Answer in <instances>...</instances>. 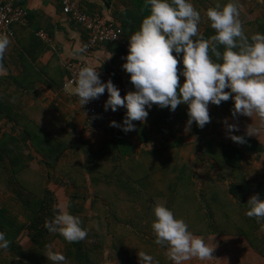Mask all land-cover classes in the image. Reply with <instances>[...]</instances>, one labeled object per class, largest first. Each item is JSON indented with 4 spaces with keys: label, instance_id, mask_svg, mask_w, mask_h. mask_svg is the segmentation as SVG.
Returning <instances> with one entry per match:
<instances>
[{
    "label": "crops",
    "instance_id": "0c3cea01",
    "mask_svg": "<svg viewBox=\"0 0 264 264\" xmlns=\"http://www.w3.org/2000/svg\"><path fill=\"white\" fill-rule=\"evenodd\" d=\"M237 1L239 12L246 11L247 14H239L241 24L252 21L264 9V0ZM81 2L88 14H101L118 24L119 13L122 19L136 13L129 0ZM20 3L27 10V23L12 25L11 43L3 61L8 74L0 76V84L10 85L22 93V104L16 111L25 119L30 131L53 134L65 141L66 149L58 166H66L69 174L68 177L59 175L61 183L53 184L55 178L48 179L45 164L37 162L29 152L26 157L30 166L21 175V180L35 193L45 187L53 191L58 205L67 204V210L78 216L82 227L87 230V237L79 242L69 243L56 237L50 244L53 250L62 252L69 264H139L140 251L152 255L159 264H173L166 254L167 248L155 243L156 236L151 227L155 219L153 209L156 204H163L175 215L177 211L173 209L175 205H182V201L184 207L178 211L182 213L180 218L187 224L195 222L198 227L192 232L215 248L210 260L193 259L185 264H264V257L235 229H211L206 218L197 221L196 217L189 219L183 215L194 211L196 214L199 209L206 213L207 205L220 212V207L228 200L213 203L210 195V199L200 206L193 192L178 184L185 167L192 165L195 173L200 172L201 162L196 154L207 149L209 138L213 142L215 137L216 141L220 133L222 138L232 140L230 135L235 134L245 136L246 142L238 143L242 147H247L249 141L254 143L255 135H246V129L250 124L256 128L251 121L255 116L243 124L240 115L235 119L224 116L222 106L209 103L212 120L203 128L195 122L189 127L186 103L177 106L175 111L154 104L148 110L146 121L133 122V131L124 132L111 125L93 130L75 97L74 87L63 88L66 78L64 61L82 59L88 66L110 70L116 45L103 43L89 54L84 52L73 56L75 48L84 45L86 31L62 12L61 0H20ZM122 8L126 11L122 12ZM40 31L47 33L50 41L41 38ZM199 32L204 39H210L206 29L199 28ZM109 55L111 58L107 59ZM182 67L179 63L178 68ZM111 72L126 83L129 91L135 90L126 70L118 68ZM184 79L180 77V84ZM125 115L126 110L116 122L122 125ZM225 121L237 124L238 131L229 133ZM2 128L0 125V131ZM9 128L7 125L6 129ZM16 130L19 128L13 132ZM164 165H167L166 169H159ZM64 181L68 184L66 189ZM5 193L10 194L3 188L0 198ZM12 200H8V204ZM233 205L231 201L230 207L234 208ZM8 239L11 243L7 251L0 253V264H52L46 257L47 252L39 255L38 263L31 261L30 256L22 255L21 250L26 251L32 245L24 232L15 238L9 235Z\"/></svg>",
    "mask_w": 264,
    "mask_h": 264
},
{
    "label": "clouds",
    "instance_id": "9594fccd",
    "mask_svg": "<svg viewBox=\"0 0 264 264\" xmlns=\"http://www.w3.org/2000/svg\"><path fill=\"white\" fill-rule=\"evenodd\" d=\"M145 4L149 6V14L143 18L139 30L130 36L122 65L130 74L135 90L122 97L111 80L102 82L95 67L85 66L79 71L74 88L80 105L98 99L107 90L105 111L126 109L122 125L115 120L110 122L124 132L135 130L134 121H146L148 110L154 104L175 111L177 106L186 103L187 125L190 127L195 122L203 128L211 121L209 103L220 105L230 98L234 101L233 117L255 116L264 122V34L256 33L250 39L245 35L237 0L207 9L206 15L216 33L210 39H204L199 32L201 14L191 0H145ZM10 43L9 35L0 33V76L8 74L3 61ZM221 45L223 52L219 50ZM86 50V44L77 46L72 55ZM106 58L110 59L111 55ZM179 63L182 68H178ZM181 76L185 78L182 84ZM224 123L229 133L238 131L237 124ZM256 133L257 129L250 124L246 135ZM230 139L241 144L246 142L242 135L232 134ZM247 203L245 214L256 218L258 223L264 221V199L253 195ZM67 209V204H59L45 227L49 232L59 233L69 243L84 240L87 230L82 227L80 218ZM153 213L155 219L151 227L155 243L167 248L166 254L173 264H185L193 259L203 262L214 257L215 248L190 231L187 223L168 207L158 203ZM261 230L264 231V223ZM10 243L5 232L0 231V250H7ZM46 257L52 264H69L66 256L53 250L52 245L48 246ZM138 257L139 264H159L144 251H140Z\"/></svg>",
    "mask_w": 264,
    "mask_h": 264
},
{
    "label": "trees",
    "instance_id": "16d2710c",
    "mask_svg": "<svg viewBox=\"0 0 264 264\" xmlns=\"http://www.w3.org/2000/svg\"><path fill=\"white\" fill-rule=\"evenodd\" d=\"M191 2L201 14L198 28L206 29L208 38L215 35V29L211 27L206 15L207 9L217 5L223 7L228 0H193ZM129 3L131 9H135L136 13L127 19L120 18L121 14L119 13L117 15L119 24L110 18L115 22L116 27L123 32V35L127 37L139 30L143 18L150 11L149 6L145 4V0H129ZM242 27L249 39L256 33L264 34V9L260 10L252 21L242 24ZM107 44L113 45L112 43ZM114 50H118L117 45ZM219 50L223 52L222 45L219 46ZM212 58L215 60L214 56ZM113 72L115 73V71ZM114 73L112 75L116 76ZM21 96L22 93L15 90L12 86L0 84V125L3 127L0 131V191L4 188L5 191L10 193H5L0 198V231L5 232L7 239L9 235L15 238L21 231L27 234L32 241V245L26 251L21 250V253L22 255L30 256L32 258L31 261L38 263L39 255L47 252L51 242L56 237H63L59 233L49 232L45 227L46 221H50L56 214L58 201L54 192L45 187L42 191L35 193L36 191L34 192L32 188L26 186L21 180V175L30 166L26 157L27 153H32L36 157L37 162L45 164L48 169L46 176L49 180L55 178V182L52 181L55 185L56 183H61L59 175L63 174L68 177L69 174L66 171V166H64L65 168L61 166L62 169L58 166V160L66 149L65 141L56 138L53 134L32 132L28 129L25 119L20 117L21 114L16 111L17 107L22 104ZM223 102L228 103L229 100ZM222 113L224 116L228 115L233 119L237 118L232 115L231 105H228L226 110H222ZM87 122L90 128L98 130L95 128L94 122L88 117ZM7 125H10L8 130L6 129ZM15 128H19V134L13 132ZM218 137L219 139L215 141L218 149L215 148L216 143L209 138L207 149L203 148L199 151V159L202 164H200L201 170L199 173H195V170L193 171L192 165L185 167L184 174L179 181V187L183 184V186H187L185 187L186 189H189L190 183L196 187L200 182L203 183L204 188L208 187L210 191L211 188L218 185L214 178H221L224 173H228L231 178L228 179L227 197L232 201L233 206L237 205L238 207L240 203L247 204L248 199L246 197L249 195H257L264 199V176H253L251 174L249 165L252 164H250L248 159L251 154L250 150L247 147L240 146L237 142L222 138L220 133ZM259 151L261 150H258L260 156L256 159L264 161L261 157L263 150L261 153ZM203 159L207 161L203 162ZM84 166L86 167V165ZM64 186L65 189L68 187L67 181H64ZM182 188L185 189L184 187ZM212 193L214 194L215 192L212 191ZM192 194L195 196L196 193L193 192ZM210 195L212 194L208 195L209 199ZM214 197L217 201L221 200L217 199L215 194ZM10 199H13L12 203L8 204ZM18 206H21V208H18ZM207 211L209 216H211V213L213 214V210L209 205H207ZM214 224L215 219L213 222L209 221L208 226L212 228ZM237 231L238 235L243 236L247 240L250 247L264 257V242L263 245H259L249 235L241 230ZM7 250H0V253Z\"/></svg>",
    "mask_w": 264,
    "mask_h": 264
},
{
    "label": "built area",
    "instance_id": "2783aa9c",
    "mask_svg": "<svg viewBox=\"0 0 264 264\" xmlns=\"http://www.w3.org/2000/svg\"><path fill=\"white\" fill-rule=\"evenodd\" d=\"M61 10L72 21L82 26L86 31V39L84 44L87 45L86 54L91 53L103 43H112L118 46V50L113 54L112 69L107 70L100 67H95L102 82L111 80L120 90L123 97L129 89L124 81L112 75V70L118 68L123 69L125 57L128 53L129 38L123 35L115 22L110 18L101 14L90 15L82 7L81 0H61ZM27 23V10L20 3V0H0V33L12 36V25ZM38 35L45 41H50L47 33L40 31ZM88 66L84 60H65L64 68L66 70V78L63 83V88L67 86H76V77L82 67ZM124 70V69H123ZM79 102L78 97L75 95ZM108 98L107 90L98 99H93L86 105H81L84 113L95 124V128L102 130L110 125V122L117 120L120 114L126 110L119 107L117 111L111 109L105 111L104 104Z\"/></svg>",
    "mask_w": 264,
    "mask_h": 264
},
{
    "label": "rangeland",
    "instance_id": "374dc122",
    "mask_svg": "<svg viewBox=\"0 0 264 264\" xmlns=\"http://www.w3.org/2000/svg\"><path fill=\"white\" fill-rule=\"evenodd\" d=\"M246 12V11H245ZM245 12L243 11H240V13L243 15H247ZM240 22L242 21V19H239ZM70 89H73L72 87H70ZM228 89H225V91H227ZM228 105H231L232 106V109L234 108V101L232 100V98L229 99V102L228 103H225V102H221L220 105L218 106H222L221 110H226V107ZM240 119H241V122L243 124L247 123V120L246 119H249L248 116L246 115H240ZM253 123L256 124V129H257V133L255 135V142L252 143V141H249V143H247V148L250 150L251 154L248 156V159H249V162L250 164L252 165H249L250 169H251V174H253V176H264V161H260V160H257L256 158L260 156V154H258V150H263V153L261 154V157L264 159V122H261L259 120L258 117H255V119L251 120ZM17 134H19V131H15ZM217 140V139H216ZM213 142H215V137H213ZM250 145V147H249ZM218 145L216 143L215 145V148H217ZM252 147V148H251ZM261 151H259V153H261ZM214 155H216L214 153ZM199 156L200 154L197 152L196 154V158L197 160L199 161ZM202 161V160H201ZM207 160L203 159V162H205ZM170 165V164H168ZM185 166L186 163H185ZM160 168L159 169H166L167 168V165H164V166H159ZM184 169V168H183ZM231 178V175L228 174V173H224L223 177L221 178H214L215 182L218 184V185H215L214 188H211V190L213 192H215L214 194L216 195V198L217 199H221V200H228V202L225 201L224 205H222V207H220L221 211L220 212H217V211H213V214L211 213V216L208 215V211L206 213H204V211H201L199 209V211L195 213L192 212V213H185L183 214L186 218H195L196 217V220L198 221H204L205 218L207 219V223H209V221H214L215 219V224L214 226H212L211 229H217V230H228V229H231L232 228V225H233V228L232 229H235L236 231L237 230H241L242 232H244L245 234L249 235L250 238H252L253 240H256V243H258L259 245H263V242H264V231L261 230V223H264V221H261L258 223L257 219H254V217H248L245 213L246 211L248 210V203L247 204H243V203H240L238 204L239 206L237 207V205L231 209L230 207V203H231V200L228 199V195H227V189H228V179ZM260 183V182H258ZM179 184V183H178ZM178 184H177V187H178ZM142 185H144V182L142 183ZM182 187H187V186H183V184H181ZM205 186H203V183H198L195 187L194 184L190 183L188 188L192 191V192H195V198H196V202L201 206L203 202H207V200L209 199L208 195L209 194H212V200H216L215 197H214V194L212 193V191L210 190L209 191V188H204ZM195 190V191H194ZM255 194V193H253ZM198 195V196H197ZM252 195H249L246 197V199L249 200V198L251 197ZM199 197V198H198ZM178 200H181V198H177ZM217 201L213 202V203H216ZM182 205H175L174 207V211H177L175 213V216L180 218L182 215V213L180 214L178 211L179 210H182V208L184 207V202H182ZM201 208V207H200ZM202 209V208H201ZM233 210V212L231 211ZM224 222V226H222V223ZM195 222H191L190 224H187L188 227H189V230L192 231L193 229L197 228L198 225H194ZM205 227V223L203 222L202 223ZM228 227V228H227ZM235 231V232H236ZM238 232V231H237Z\"/></svg>",
    "mask_w": 264,
    "mask_h": 264
}]
</instances>
